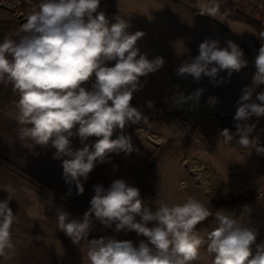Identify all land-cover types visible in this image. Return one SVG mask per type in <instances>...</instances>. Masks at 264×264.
<instances>
[{"label": "clouds", "instance_id": "obj_1", "mask_svg": "<svg viewBox=\"0 0 264 264\" xmlns=\"http://www.w3.org/2000/svg\"><path fill=\"white\" fill-rule=\"evenodd\" d=\"M101 0H39L22 25L18 39L5 37L0 42V83L11 84L19 93L15 119L21 140L36 146L54 148L53 159L62 160L66 183H75L83 194L85 181L96 163L111 153H132L135 149L123 130L143 118L141 109L132 104L134 93L143 88L141 78L160 70L165 60L152 59L137 46L145 33H130L129 21L117 16L110 23L103 11H97ZM219 5L205 3L200 15L215 17ZM255 57V73L236 101L234 119L248 121L264 117V31ZM221 47L215 39L199 44V54L182 62L179 77L191 76L199 82L208 77L214 87L229 82L233 73L247 67L243 50L229 40ZM114 62L112 66H109ZM226 72L227 77L221 76ZM94 77V79H93ZM91 84V87L85 85ZM197 89L189 95L176 92V107H195L203 94ZM153 108V102H145ZM207 103H219L209 97ZM255 125H238L237 142L248 147L249 133ZM120 134L113 138L116 130ZM78 136L84 146L73 149L71 137ZM225 142L233 139L228 129L220 133ZM96 137L95 143H84ZM257 153H264L261 148ZM7 199L0 201V257L14 253L13 226L18 217L9 206L14 189H3ZM90 208L82 218L69 219V213L56 210L57 226L74 244L87 237L93 227V216L105 227L115 224L116 233L135 232L146 239L134 244L114 237L93 238L87 257L90 264H192L207 245L213 254L212 264H264V243L256 244L257 230L242 225L224 211L216 212L218 226L202 237L196 226L212 213L204 204L189 197L184 203H158L155 211L147 206L137 187L123 179L114 180L108 188L94 186ZM255 245V252H253Z\"/></svg>", "mask_w": 264, "mask_h": 264}, {"label": "rangeland", "instance_id": "obj_2", "mask_svg": "<svg viewBox=\"0 0 264 264\" xmlns=\"http://www.w3.org/2000/svg\"><path fill=\"white\" fill-rule=\"evenodd\" d=\"M232 1L247 16L240 18L238 15L225 13L224 8H221L222 5L225 6L223 3L218 4L219 10L215 17L200 15V6L205 3H216L215 0H101L97 11H103L110 23L115 22V17L120 16L129 21L131 27L128 31L130 33H135L136 31L145 33L137 41V46L141 53H146L149 59L161 56L165 60V64L160 70L141 78V84L144 86L140 91L134 93L132 101L133 106L141 109V111L158 112L159 114L156 117L147 119V122L141 120L137 124H129V129L125 127L123 132L131 137L135 150L130 154L120 156V158L117 157L112 164V171H108V177H114L116 180L123 179L128 185L137 187L140 190L143 202L153 211H155L158 203H167L169 205L184 203V201L181 202V199L186 197L188 186L199 187L198 189L201 192L197 194L200 195L201 203L205 207L211 206L214 202L229 201L228 204H225L219 210L239 220L242 225L255 228L257 230L256 241H258L264 240V198L257 196V189L264 184V153H257L259 149L264 148V125L261 124L263 129L260 128L259 130L260 141H256L249 133L251 145L249 144L248 167H251L252 171H233L235 176L229 177V180L225 178L227 173H232L227 171L230 167L229 164L231 166L235 165L237 169H242L233 161L230 163L226 162L225 159L220 161L222 170L226 171L212 170L213 160L206 157L193 158L192 154H190L185 160L182 159L180 161L181 165L184 164L187 169L191 170L192 174L187 178L176 167L177 160L175 162L171 156L164 157L167 155V149L170 150L168 153L175 155L174 151H177L178 139L191 129L181 128L180 122L183 118L196 123L195 129L198 131L197 135L201 142L206 140L213 128H218L222 118L226 122H230L229 117H223L210 110L208 104L205 105V102L202 101V99L208 100L209 97L225 89L227 82L214 87L208 77H203L199 82H196L191 76L187 78L177 76L175 70L180 65L176 62L179 56L178 53L182 55L178 59L180 63L188 60L191 57L190 51H193L190 48L191 42L194 38L199 39L196 35H192L191 26L199 27L204 23L207 27L210 26V23L206 21L218 23L220 27V25L225 23L226 17L238 19L240 20L241 24H239V27L241 26V28L237 29L235 27L239 34H236V32L232 33L234 40L242 42L246 49L253 43L259 47L258 42L260 40L258 36L260 29L256 22L259 21L261 25L262 23L264 25V15L242 0ZM38 2L39 0H0V20H25ZM183 21H185V25ZM18 35H23L22 31ZM165 47H170L168 49L173 51V55H176L172 57L173 60L163 52ZM254 57L251 62L248 61L247 67L242 68L239 72L243 82L250 83L256 71ZM113 64L114 62H111L109 66ZM246 68H249V70ZM251 71L252 73H250ZM234 74L238 73L232 74L233 78L237 79V75ZM85 86L90 88L91 84L89 83ZM201 88L204 91L195 107H192L191 104H185L178 108L173 104L171 98L176 92H183L185 95H189ZM256 91L258 92V88ZM15 99L19 100V95L10 102H13V100L15 102ZM148 100L153 102L154 107L151 109L145 103ZM178 110H184L185 112L181 115L165 116L169 112ZM236 123L237 126L238 124L241 125L239 122ZM119 134L120 130L117 129L113 138ZM230 134L233 135V139L230 140L231 143L237 142L239 139L237 131L232 128ZM167 135L170 140L165 139ZM96 139V137H89L84 143L91 145L95 143ZM24 141L27 144V148L31 150V154L36 153L38 146L30 140L25 139ZM156 144L159 146H155ZM236 144L235 148L237 150L240 151V148H244L243 146L239 147L238 142ZM83 146L84 144L81 143L80 138L72 143L74 150ZM143 150H145V163L136 168L131 158L142 157ZM151 155H154V157L149 160ZM161 157L165 159L161 160ZM41 160H43L41 171H57L54 170L53 163L62 168V160L60 159H53L52 157L45 159V162L44 159ZM154 164L156 166L152 171ZM117 169L121 171H117ZM35 178L43 183L42 186L44 184L51 186L43 179ZM197 181L200 186H198ZM26 182L36 188V191L47 195L50 200L57 201V209L61 208L68 212L69 219L82 218L83 214L90 208L92 196L90 197L89 194H86L88 191L84 194L67 197L55 189L56 193H60L63 197L69 199V203H66L56 198L55 195L45 192L43 187L35 185L29 180ZM167 186L169 187L168 189ZM180 196L181 199H179ZM49 226L52 227L51 232L57 237L56 242L59 252V255L56 256L57 264H90L87 251L89 241L93 238L114 237L118 240H131L138 245V243L133 241L135 238L138 239L135 232L122 231L116 233L114 231L115 224L112 227H105L94 216L90 234L81 239L79 244H74L64 232L59 230L57 217H53L52 224H47V227ZM217 226L218 222L215 213L207 224L196 227V232L206 238L207 234ZM32 228L34 233L49 231L42 228L41 225H36ZM14 230L17 232L21 231L18 225L14 226ZM65 252H70L71 255ZM212 260L213 254L207 252V245L205 244L200 249L199 258L193 261L192 264H212Z\"/></svg>", "mask_w": 264, "mask_h": 264}, {"label": "crops", "instance_id": "obj_3", "mask_svg": "<svg viewBox=\"0 0 264 264\" xmlns=\"http://www.w3.org/2000/svg\"><path fill=\"white\" fill-rule=\"evenodd\" d=\"M214 22H217L213 20ZM210 23V26H206V24H201L199 27H195L192 25V35H196L199 39L194 38L191 42L190 48L193 51H190L191 57H195L199 54L198 48L199 44L205 39H215L220 42L221 47H226V42L231 40L235 44L239 46L240 49L243 50L244 58L247 61L251 62V59L258 54L259 47L257 44L253 43L249 45L246 49L242 42L234 40L233 34L236 31V28L239 27L240 20L234 19L231 17H226V21L223 25H218V23H213L211 21H206ZM185 25V21H183ZM225 28L223 30V28ZM236 27V28H235ZM208 28V29H207ZM231 28V30H230ZM186 29V28H185ZM234 32V33H233ZM233 33V34H232ZM244 46V47H243ZM170 47H165V51H163L167 57L172 58L173 51L169 50ZM180 48V46H179ZM172 52V53H171ZM185 53V52H183ZM178 59L182 56L178 53ZM254 57V58H255ZM176 60L177 64H181L180 60ZM173 60V58H172ZM249 70V68H246ZM252 73V71L250 72ZM237 79L233 78V75L230 78V81L227 82L226 88L219 91L215 97L219 100L214 106H210L207 103V99H202L205 102V105L208 104L210 110L216 112L223 117H229L230 122H226L225 120L219 122L218 128H213V131L207 136L205 141H200L197 133L198 131H194L191 142L188 147L184 146V136L187 134L184 133L181 138L178 139L177 151H174L175 155L168 153L170 150H166L167 155L164 157H170L177 163L176 167L183 172L185 177L191 176V170L187 169L183 164L181 165L180 161L185 160L188 155L192 154L193 158H201L206 157L210 160H213L212 170L226 171L222 170L220 161L225 159L226 162H235L242 169H237L235 165L231 166L229 164V169L227 171H231L232 173H227L225 176L226 180L234 177L235 173L233 171H250L251 167H248V152H250V148L244 147L240 148V151L235 148L237 145L236 141L225 142L224 137L220 135L222 130L228 129L229 132L233 128L237 131V123L234 119L235 111H236V101L238 100L242 89L250 85V83L243 82L241 76L238 72ZM221 76L227 77V73H221ZM240 78V80H239ZM252 79V78H251ZM233 81V82H232ZM18 99H15V102H10L4 108H0V155L11 162L13 165L21 168L22 170L28 171L33 174L35 177L43 179L48 184H50L55 189L59 190L61 193L65 194L67 197L72 195H77L78 191L75 183H66L65 178L63 176V168H60L53 163L54 170L57 171H41L40 169L43 167V160H38L36 162L31 163L27 160V156L31 155V150L27 148V144L24 140H21L18 135L19 125L15 119V115L17 112L16 104ZM264 125V121L261 123ZM239 125V124H238ZM261 129L262 126H261ZM235 133V132H231ZM116 138V137H115ZM166 140H170L168 135L165 137ZM236 139V137H234ZM231 145V146H230ZM251 145V142H250ZM155 146H159L156 144ZM241 145L239 144V147ZM145 150H143L142 157H134L131 158V161L134 162V167H139L145 163ZM34 153V152H33ZM165 153V152H164ZM124 152H122L120 156H124ZM191 156V157H192ZM154 155L149 156V160H152ZM161 157V160L165 159ZM46 160L44 159V162ZM159 161V160H158ZM179 161V162H178ZM115 162V161H114ZM176 162V161H175ZM19 163V164H16ZM22 165V166H21ZM156 164L153 165L152 171L154 170ZM113 166H111L109 171H112ZM244 169V170H243ZM117 171H121L118 170ZM252 171V170H251ZM109 172L101 178H88L86 181L81 178V183L84 186L83 194L88 191L90 197L94 196V186L102 185L104 188H108L111 183L116 180L114 177H108ZM230 177V178H229ZM27 181V180H26ZM25 181V179L15 172L9 166L0 163V201L7 199L8 193L3 189L6 187H11L14 189L13 199L9 202V206L12 208L15 215L18 217V227L21 229L18 232L14 230L13 226V242L15 244L14 253L11 255V258L5 259L4 257H0V264H57L56 256L59 255L58 252V244L56 242V235L51 232L52 227H47V224H52L53 217H56L57 210V201H52L48 198L47 195H43L42 192L36 191V188L31 186ZM198 186L200 183L197 181ZM73 186H75L73 188ZM169 187L167 186V189ZM192 188V189H190ZM197 188V189H196ZM199 187H193L191 185L188 186V190L186 191V197L179 199L182 201H186L187 198L192 197L201 202L200 195L197 193L201 192ZM76 189V190H75ZM63 204V203H62ZM207 207V206H206ZM36 225H41L42 228L48 229V232H39L34 233V229ZM66 254L70 252H65Z\"/></svg>", "mask_w": 264, "mask_h": 264}, {"label": "trees", "instance_id": "obj_4", "mask_svg": "<svg viewBox=\"0 0 264 264\" xmlns=\"http://www.w3.org/2000/svg\"><path fill=\"white\" fill-rule=\"evenodd\" d=\"M217 4H221L223 3L225 6L222 5L221 8H224V10L226 11L225 13L231 15V14H235L238 15L240 18L245 16L246 14H244L241 10H239L233 3L232 0H215ZM247 16V15H246ZM238 17V18H239ZM244 18V17H243ZM26 22L25 20H19V21H14V20H0V42H3V39L5 37H10L13 39H18L19 35L18 33L21 32L22 29V25ZM258 24V27L260 29V32L264 31V25L261 22H256ZM258 45L260 47L261 45V41L258 42ZM258 91H264V85L260 86L258 88ZM19 93L16 91H13L12 85L8 84V85H4L2 83H0V108H4L13 98H15L16 96H18ZM185 111L184 110H178L175 112H169L167 113L165 116L166 117H170V116H174V115H181L183 114ZM143 115L147 117V119L156 117L159 113L158 112H150V111H142ZM141 120H144L143 118ZM225 119L222 118V122ZM240 123V121H238ZM196 124V123H195ZM193 125L191 127V129L187 132V134L184 136V146L188 147L192 136L194 134V131L196 130V126L197 125ZM131 131V129H130ZM129 131V132H130ZM71 139V143H73L75 140L79 139L78 136H73L70 138ZM55 153V149L48 147V148H43L38 146L36 153L28 155L27 156V160L30 162H34L36 160L39 159H50L53 157ZM120 153H111L109 154L105 160L103 162H97L96 166L94 167V169L92 170V172L89 174L88 178H101L104 177L108 171L110 170L112 164L114 163V161L117 159V157L121 154ZM0 163L4 164L6 166H9L10 168H12L13 170H15V172H17L18 174H20L22 177H24L26 180L31 181L33 184L35 185H39L41 187H43V189L45 190V192L55 195L56 198H58L59 200L69 203V199H67L66 197H63L60 193H56L55 188L48 186L47 184L44 186H42V182H40L37 178H35V176L33 174H31L28 171L22 170L21 168L13 165L11 162H9L7 159H5L4 157H2L0 155ZM229 201L227 200H223L220 202H214L211 206L207 207L209 209V211L212 213L211 216H209L206 220L200 222L196 227L201 226V225H205L207 224V222L209 220H211V218L213 217V215L219 210L221 209L225 204H228ZM138 239H133L134 242L139 243L140 240L142 239H146L143 236H138Z\"/></svg>", "mask_w": 264, "mask_h": 264}, {"label": "built area", "instance_id": "obj_5", "mask_svg": "<svg viewBox=\"0 0 264 264\" xmlns=\"http://www.w3.org/2000/svg\"><path fill=\"white\" fill-rule=\"evenodd\" d=\"M243 2H245L246 4L252 5L254 8H256V10H258L262 15H264V0H242ZM262 121H264V117H255L253 116L250 120L248 121H243L240 122L241 125L247 124V125H255V127L253 128V130L250 132V134L252 135V137L257 141H260V133L259 130L261 128V123ZM195 124L194 121H189L185 118L182 119V121L180 122V126L183 129H190L193 125ZM257 196L264 198V184L259 187L257 189ZM260 243H264V240H258L256 241V244H260ZM253 247V251L255 252V245L252 246Z\"/></svg>", "mask_w": 264, "mask_h": 264}, {"label": "water", "instance_id": "obj_6", "mask_svg": "<svg viewBox=\"0 0 264 264\" xmlns=\"http://www.w3.org/2000/svg\"><path fill=\"white\" fill-rule=\"evenodd\" d=\"M19 18H22V17H19ZM126 128L129 129V125H127Z\"/></svg>", "mask_w": 264, "mask_h": 264}]
</instances>
